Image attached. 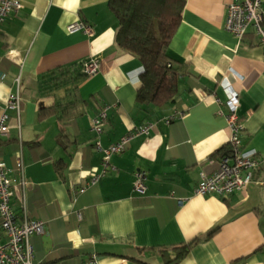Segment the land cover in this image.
<instances>
[{
  "label": "crops",
  "instance_id": "1",
  "mask_svg": "<svg viewBox=\"0 0 264 264\" xmlns=\"http://www.w3.org/2000/svg\"><path fill=\"white\" fill-rule=\"evenodd\" d=\"M19 1L0 22V161L14 212L24 203L44 222L30 237L33 264H264V49L251 31L238 40L225 30L229 0L185 1L168 53L187 73L175 101L161 105L136 101L142 65L114 46L109 0ZM75 22L91 32H69ZM91 59L99 68L87 74ZM225 85L238 95L241 149L260 163L245 188L196 195L229 145ZM9 93L17 109L5 107ZM147 123L105 169L96 143L105 149Z\"/></svg>",
  "mask_w": 264,
  "mask_h": 264
},
{
  "label": "built area",
  "instance_id": "2",
  "mask_svg": "<svg viewBox=\"0 0 264 264\" xmlns=\"http://www.w3.org/2000/svg\"><path fill=\"white\" fill-rule=\"evenodd\" d=\"M21 8L19 0H0V22L11 12ZM264 0H229L226 5L225 30L235 36L238 40L253 32L258 38V44L264 49ZM69 32L82 31L90 33V26L83 22H75L68 25ZM99 63L91 59L83 64L87 74L98 71ZM228 97L225 102L228 108L227 122L230 129L228 149L219 156V165L216 170L209 174L201 173L194 188L196 195H218L226 197L232 193L245 188L252 179L253 170L259 165L258 158L244 153L241 149L240 132L242 125L237 117L238 95L225 85ZM19 97L15 93H9L5 107L18 108ZM105 108L101 109L93 119V127L96 133L101 132V121L105 118ZM8 115L0 114V136L8 130ZM172 120L167 117L166 122ZM147 123L125 135L116 143L102 149L99 142L96 147L102 151V165L107 169L109 157L112 153L121 152L129 139L140 134H147L151 128ZM18 169L23 171L21 160L17 163ZM145 174L143 171L135 172L134 190L138 193L145 191ZM98 176L92 177L82 185L78 192H83L88 185L96 183ZM22 183V182H21ZM12 180L7 176L4 164L0 161V227L5 235V242L0 243V264H33V247L30 237L45 232L44 222L39 219H30L26 215L24 203L20 216L12 209L11 199ZM80 217V213H76Z\"/></svg>",
  "mask_w": 264,
  "mask_h": 264
},
{
  "label": "trees",
  "instance_id": "3",
  "mask_svg": "<svg viewBox=\"0 0 264 264\" xmlns=\"http://www.w3.org/2000/svg\"><path fill=\"white\" fill-rule=\"evenodd\" d=\"M185 1H108L117 21L114 46L136 57L142 65L136 92L138 103L161 105L175 101L178 82L187 71L183 62L168 53V46L180 24ZM186 249V245L178 246L173 260Z\"/></svg>",
  "mask_w": 264,
  "mask_h": 264
}]
</instances>
